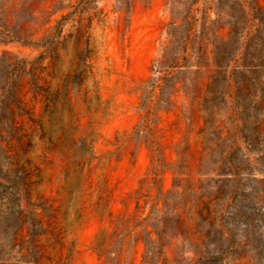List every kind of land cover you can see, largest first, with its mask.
I'll return each mask as SVG.
<instances>
[{
    "label": "rangeland",
    "instance_id": "rangeland-1",
    "mask_svg": "<svg viewBox=\"0 0 264 264\" xmlns=\"http://www.w3.org/2000/svg\"><path fill=\"white\" fill-rule=\"evenodd\" d=\"M0 264H264V0H0Z\"/></svg>",
    "mask_w": 264,
    "mask_h": 264
},
{
    "label": "trees",
    "instance_id": "trees-1",
    "mask_svg": "<svg viewBox=\"0 0 264 264\" xmlns=\"http://www.w3.org/2000/svg\"><path fill=\"white\" fill-rule=\"evenodd\" d=\"M242 30V29H241ZM236 32H239V29H237L236 27L234 28V29H232L231 30V34H235ZM255 35V34H254ZM249 38H248V42H249ZM247 50H248V47H247V44H246V46H245V48H244V51H243V54H242V64H243V66L245 67L246 66V64H245V57H246V53H247ZM225 60H226V62H225V64L224 65H218L216 62H215V64H216V68L217 69H219V68H223V69H225L227 66H228V61L230 60V58H229V56L227 55L226 57H225ZM235 71V70H234ZM239 71V70H238Z\"/></svg>",
    "mask_w": 264,
    "mask_h": 264
}]
</instances>
